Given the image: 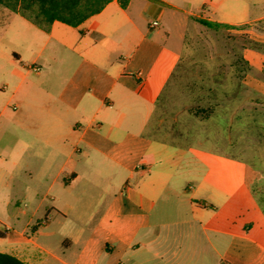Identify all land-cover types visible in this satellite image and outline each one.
<instances>
[{
    "label": "crops",
    "instance_id": "0c3cea01",
    "mask_svg": "<svg viewBox=\"0 0 264 264\" xmlns=\"http://www.w3.org/2000/svg\"><path fill=\"white\" fill-rule=\"evenodd\" d=\"M123 2L49 29L0 3V252L27 264H264V184L252 196L263 173L219 149L232 129L206 125L218 109L172 126L159 110L186 28L243 33L246 4ZM48 198L57 217L32 236L6 223Z\"/></svg>",
    "mask_w": 264,
    "mask_h": 264
},
{
    "label": "rangeland",
    "instance_id": "374dc122",
    "mask_svg": "<svg viewBox=\"0 0 264 264\" xmlns=\"http://www.w3.org/2000/svg\"><path fill=\"white\" fill-rule=\"evenodd\" d=\"M243 1L247 9L246 18L251 20L243 28V33L193 29L191 26L186 28L184 66L179 68L162 97L159 110L170 112L172 126L177 114L181 116L184 111L194 113L197 109H203L198 116L204 119L218 109L214 120L206 125H228L232 129L228 134H218L222 142L228 143L219 149L247 161L264 175V20L258 21L264 16V0ZM203 8L208 10V7ZM193 10L203 13L196 7ZM206 12L212 14L211 10ZM221 15L222 10L218 7L216 16L220 18ZM192 94L196 97L195 101H187V95ZM225 94H242L243 97L239 101L227 97V101H224ZM169 95L171 100L164 103ZM208 95L212 97L211 101H221L211 102ZM179 98L182 100L179 101ZM261 184H264V179L253 185L252 193L260 200L263 198ZM3 216L8 226L18 230L29 223V236H32L33 227L57 217L51 209L50 198L35 215L31 212L17 215L13 208ZM0 229L4 231L5 228L0 226Z\"/></svg>",
    "mask_w": 264,
    "mask_h": 264
},
{
    "label": "trees",
    "instance_id": "16d2710c",
    "mask_svg": "<svg viewBox=\"0 0 264 264\" xmlns=\"http://www.w3.org/2000/svg\"><path fill=\"white\" fill-rule=\"evenodd\" d=\"M112 0H0L1 4L19 11L25 18L36 25L49 29L55 21L78 27L101 10ZM124 0H121L122 3ZM210 28H227L219 23L200 21ZM203 109H197L200 115ZM0 264H27L19 258L0 252Z\"/></svg>",
    "mask_w": 264,
    "mask_h": 264
},
{
    "label": "built area",
    "instance_id": "2783aa9c",
    "mask_svg": "<svg viewBox=\"0 0 264 264\" xmlns=\"http://www.w3.org/2000/svg\"><path fill=\"white\" fill-rule=\"evenodd\" d=\"M157 25H158L157 22H153V24H152L153 27H155V26H157ZM32 70L35 71V72H37L39 69H38L37 67H34V66H33V67H32Z\"/></svg>",
    "mask_w": 264,
    "mask_h": 264
}]
</instances>
